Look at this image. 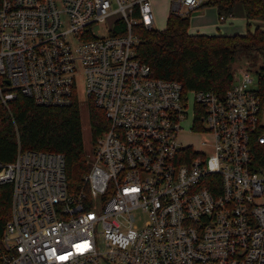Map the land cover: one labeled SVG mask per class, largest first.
Returning <instances> with one entry per match:
<instances>
[{"label":"built area","instance_id":"2783aa9c","mask_svg":"<svg viewBox=\"0 0 264 264\" xmlns=\"http://www.w3.org/2000/svg\"><path fill=\"white\" fill-rule=\"evenodd\" d=\"M205 1L173 0L172 10ZM154 25L152 0H0L2 104L80 105L82 83L108 121L86 191L69 193L61 153L19 146L0 161V186L11 187L0 264H264L258 70L224 93L185 91L136 58L133 30ZM187 120L202 149L181 142Z\"/></svg>","mask_w":264,"mask_h":264},{"label":"trees","instance_id":"16d2710c","mask_svg":"<svg viewBox=\"0 0 264 264\" xmlns=\"http://www.w3.org/2000/svg\"><path fill=\"white\" fill-rule=\"evenodd\" d=\"M242 5L248 26L264 21V0H206L219 17H232ZM189 19L171 11L163 30L137 27L136 58L151 67L152 76L181 83L185 91L214 90L224 93L233 82L232 65L238 52L264 50V29L246 34L206 35L189 31ZM257 75L264 86V65ZM94 143L108 125L104 113L89 106ZM61 153L66 159L69 193L87 190L89 159L84 150L81 113L77 102L67 107L37 105L18 96L8 108L0 100V161H14L17 149ZM11 187L0 186V231L10 216Z\"/></svg>","mask_w":264,"mask_h":264},{"label":"rangeland","instance_id":"374dc122","mask_svg":"<svg viewBox=\"0 0 264 264\" xmlns=\"http://www.w3.org/2000/svg\"><path fill=\"white\" fill-rule=\"evenodd\" d=\"M154 16H155V29L163 30L166 25V20L169 13L173 9V0H152ZM180 15L189 19L190 28L189 31L194 33H200L206 26L209 25L208 30L212 33H224L223 31L229 30L231 34H246L248 30L254 32L256 29H264V21L254 20L248 26L247 21L244 17L242 10V5L238 4L234 8L233 16L227 17L225 21H221L217 13L216 8L212 6H201L195 10L188 11L186 8H183L180 11ZM212 31V32H211ZM203 33V32H202ZM96 34L105 35L104 31L96 30ZM264 65V50L256 52H246L241 50L237 53L233 65V78L238 77L242 71L249 70L252 76H255L256 71ZM84 88H82V83L79 87V109L82 119L83 127V141H84V150L87 154V157H91L95 150V143L92 141L91 136V124H90V113L89 106L91 104L86 103V97L84 95ZM191 115V112L189 113ZM190 120L186 121L184 125V131L181 134V142L183 144H192L194 147L202 149L201 143L204 142V137L199 136L191 132ZM136 218V224L140 227L143 226L144 222L147 219L145 213L140 210L133 212Z\"/></svg>","mask_w":264,"mask_h":264},{"label":"crops","instance_id":"0c3cea01","mask_svg":"<svg viewBox=\"0 0 264 264\" xmlns=\"http://www.w3.org/2000/svg\"><path fill=\"white\" fill-rule=\"evenodd\" d=\"M223 21H225V20H223ZM209 25H211V24H208V25H204V26H206V29H204L202 32H200L199 34H206V35H233V34H231V33H229V30H225V31H223L224 33H221V32H218V33H214V31L212 32V33H208V32H210V30H208V27H209ZM195 34V33H194ZM237 34V33H236Z\"/></svg>","mask_w":264,"mask_h":264}]
</instances>
